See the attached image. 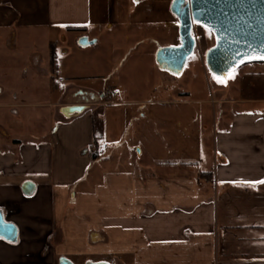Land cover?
<instances>
[{
    "label": "crops",
    "instance_id": "0c3cea01",
    "mask_svg": "<svg viewBox=\"0 0 264 264\" xmlns=\"http://www.w3.org/2000/svg\"><path fill=\"white\" fill-rule=\"evenodd\" d=\"M124 3L0 0V36L18 30L51 33L57 27L60 34L62 26L73 35L88 26L115 25L124 15ZM170 4L171 0H139L127 12L129 21L159 27L171 24L167 45L177 46L179 24ZM195 34L203 54L210 48L209 33L199 26ZM71 40L69 47H78ZM51 42L56 43L58 70L61 55L57 41ZM92 42L82 51H95L96 40ZM114 46L118 47L115 59L123 58L122 44ZM61 53L68 59L77 52ZM199 59L204 65L201 55ZM69 71L66 78L82 79L71 67ZM159 84L158 79L148 93L166 94ZM66 87L78 97L57 103L60 110L84 104L82 94L93 95L95 100L98 95L100 101L68 118L59 111L55 129L42 139L33 135L29 140L3 143L0 209L16 227L18 240L9 243L0 238V264H57L58 258L80 262L90 255L110 264L107 255H116L114 264H264V183H237L264 180V94L236 101L237 110L230 117L223 111L224 117L217 123L215 119V156L208 167L203 166L201 121L170 119L173 107L198 105L197 101L178 102L165 96L148 99L146 163L131 165L130 173L117 169L103 179L98 169H91L97 160L105 159L100 144L122 140L128 129L126 108L139 107L140 102L113 101L120 95L118 86L117 95L111 96L74 84ZM218 101V106L234 104ZM248 105H257L259 110L252 111ZM99 107L109 109L110 115L95 120L91 111ZM18 129L9 127V131ZM94 152L96 159H92ZM25 182L34 184L30 196L22 192ZM63 248L67 254L60 251Z\"/></svg>",
    "mask_w": 264,
    "mask_h": 264
},
{
    "label": "rangeland",
    "instance_id": "374dc122",
    "mask_svg": "<svg viewBox=\"0 0 264 264\" xmlns=\"http://www.w3.org/2000/svg\"><path fill=\"white\" fill-rule=\"evenodd\" d=\"M121 1L126 2L122 7L124 15L115 25L107 24L97 29L88 26L83 30L78 29L77 33L73 35L69 34L70 31L67 30V27L62 26L60 34L57 32V27L51 33L46 29L38 32L18 30L10 35L6 32L0 36V152L4 147L3 143H7L6 139L25 141L33 135L42 139L48 131L52 132L55 129L60 110L56 108L57 103L74 101L77 98L75 92L71 91L72 88L66 86L74 84L101 91L107 96L114 95L115 86H118L120 95L113 98V101L127 99V101L140 102L141 106L126 108L127 118L125 120L128 129L122 140L112 143L104 141L100 144L101 156L105 159L101 157L103 161L97 160L94 167L91 168L98 169L100 177L105 179L114 175V171L117 169L130 173L134 165L141 167L146 163L149 119L147 101L163 96L178 102L197 101L198 105L183 103L181 106L173 107L170 119L187 121L198 119L201 121L203 166H212L215 156L212 143L215 119L216 123L217 119L219 122L220 118L224 117L223 111H225V116L229 115L230 117V113L237 110L236 101L260 97L264 94V76H262L264 71H261L264 70V64L244 65L235 71L234 77L226 78L225 83H218L199 59L201 55L204 60L206 51L201 54L200 49L196 46L180 77L160 72L156 68L154 55L158 47L170 46L167 44L172 25L165 24L162 28L159 25L131 23L127 12L132 11L138 1ZM172 16L174 15L172 14ZM174 18L176 17L174 16ZM174 28L175 25L173 30ZM196 30H199V26L194 25L192 33L195 38H197ZM79 35H85L83 37H86L88 41L95 39L96 50L82 51V47L79 46L69 47V41L74 39L73 44L75 45ZM54 40L57 41V52L61 55L60 63L65 64L64 66L59 64L58 70H56V62L55 64L51 63L52 49L55 51L56 47V43L51 42ZM209 40L210 47H212L214 38L210 33ZM116 43L122 44L121 55L123 58L121 59H115V51L118 52V47L114 46ZM68 49L70 54L73 50H76L77 53L67 59L64 58L67 54H62L61 51ZM82 52H89V54L85 53V55ZM68 67H71L73 72L82 79L66 78L70 72ZM54 75L57 77H53ZM158 79L161 82L159 89H166L167 93H160L159 90L155 93H148V90L153 87L152 85L158 84ZM97 97L96 100H90V106L100 101L98 95ZM218 99V102L230 100L234 104L218 106L215 102ZM248 106L252 111L259 110L257 105ZM196 108L199 115H196ZM91 112L95 120L98 117L105 118L106 115H110V111L106 107L92 109ZM11 125H15L19 129L9 131ZM137 149L144 155L138 157ZM60 251L67 254L64 248ZM105 257L113 264L117 258L116 255ZM101 258L103 257L83 256L80 262L97 261ZM80 262L79 260L75 261V264H82Z\"/></svg>",
    "mask_w": 264,
    "mask_h": 264
},
{
    "label": "water",
    "instance_id": "95a60500",
    "mask_svg": "<svg viewBox=\"0 0 264 264\" xmlns=\"http://www.w3.org/2000/svg\"><path fill=\"white\" fill-rule=\"evenodd\" d=\"M139 1V0H136ZM171 13L178 20V35L180 44L177 46H160L157 48L154 61L158 71L175 77H180L186 63L196 48L193 36L194 25L206 29H214V45L204 56V64L213 76L227 78L228 73L244 65L264 63V59H246L245 54L252 49H259L264 45V0H172ZM94 42L81 37L77 41L79 47H87ZM244 59L243 63H239ZM238 64V67L236 66ZM86 106H66L61 109L65 117L80 114ZM139 153V150H137ZM22 192L30 196L34 192V184L25 182ZM0 238L16 243L17 229L4 218L0 209ZM58 264H73L66 258H60ZM87 264H109L96 262Z\"/></svg>",
    "mask_w": 264,
    "mask_h": 264
},
{
    "label": "snow or ice",
    "instance_id": "6c2138e0",
    "mask_svg": "<svg viewBox=\"0 0 264 264\" xmlns=\"http://www.w3.org/2000/svg\"><path fill=\"white\" fill-rule=\"evenodd\" d=\"M134 2H136V0H134ZM176 2V0H174V3ZM183 2V0H182ZM188 2H190V0H188ZM206 30L210 33V34H215V31L212 27L210 26H205ZM245 58L246 59H264V45H261V47L259 49H252L250 53L245 54ZM244 59H241L239 61V63H243ZM238 67V64L236 65ZM235 74V69L233 68V70L231 72L228 73L227 78H232L234 77ZM214 79L217 80L218 83H225L226 82V78H221L219 76H214ZM237 183H242V184H248L249 186H255L256 184H261L264 183V180H260V181H240Z\"/></svg>",
    "mask_w": 264,
    "mask_h": 264
},
{
    "label": "flooded vegetation",
    "instance_id": "af4514ba",
    "mask_svg": "<svg viewBox=\"0 0 264 264\" xmlns=\"http://www.w3.org/2000/svg\"><path fill=\"white\" fill-rule=\"evenodd\" d=\"M75 94H76V92H75ZM76 96L78 97V94H76ZM81 98H82V100L81 101H83L84 102V104H80V105H78V106H88L89 105V102H90V100H94V96L93 95H89V96H87V95H84V94H82L81 96H80ZM82 102V103H83ZM60 112H61V110H59ZM62 113V112H61ZM75 115V114H74ZM73 116V115H72ZM91 240H93V236L91 235ZM60 258H58V260H59ZM58 260H57V264H58ZM72 262V261H71ZM96 263V262H106V261H104V260H97V261H84L82 264H87V263ZM73 264H75V262H72ZM107 263V262H106ZM110 264V263H109Z\"/></svg>",
    "mask_w": 264,
    "mask_h": 264
},
{
    "label": "trees",
    "instance_id": "16d2710c",
    "mask_svg": "<svg viewBox=\"0 0 264 264\" xmlns=\"http://www.w3.org/2000/svg\"><path fill=\"white\" fill-rule=\"evenodd\" d=\"M52 48H54L53 45H52ZM54 59H56V53H55V51H53V49H52L51 63H54V64H55V60H54ZM260 64H264V63H260ZM104 96H106V94H105ZM96 158H97V153L94 152V153L92 154V159H96Z\"/></svg>",
    "mask_w": 264,
    "mask_h": 264
},
{
    "label": "built area",
    "instance_id": "2783aa9c",
    "mask_svg": "<svg viewBox=\"0 0 264 264\" xmlns=\"http://www.w3.org/2000/svg\"><path fill=\"white\" fill-rule=\"evenodd\" d=\"M113 93H114V95H117L118 92L117 91H114Z\"/></svg>",
    "mask_w": 264,
    "mask_h": 264
}]
</instances>
